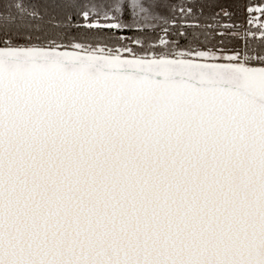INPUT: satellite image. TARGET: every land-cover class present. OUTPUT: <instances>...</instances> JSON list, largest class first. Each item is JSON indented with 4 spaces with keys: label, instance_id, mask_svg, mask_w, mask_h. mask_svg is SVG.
Here are the masks:
<instances>
[{
    "label": "snow or ice",
    "instance_id": "6c2138e0",
    "mask_svg": "<svg viewBox=\"0 0 264 264\" xmlns=\"http://www.w3.org/2000/svg\"><path fill=\"white\" fill-rule=\"evenodd\" d=\"M238 7L0 6V264H264V0Z\"/></svg>",
    "mask_w": 264,
    "mask_h": 264
},
{
    "label": "trees",
    "instance_id": "16d2710c",
    "mask_svg": "<svg viewBox=\"0 0 264 264\" xmlns=\"http://www.w3.org/2000/svg\"><path fill=\"white\" fill-rule=\"evenodd\" d=\"M12 0H0V6L6 3H11ZM29 4H37L40 7L41 14L43 15L44 9L43 5L47 3H51V0H26ZM222 2L229 7V11H233L234 15L232 18V21H226V22H234L236 24H243V26L246 28L248 27L247 23L244 21V16L246 15L243 12V9L238 7L239 5H242L246 2V0H222ZM256 16L259 17V12L256 13ZM59 18V17H58ZM49 17L47 15L44 16V21H47ZM44 21H41V23H44ZM47 28H51V25H45ZM253 27H255V23L253 24ZM120 35L125 36H131L132 33L125 32V33H119ZM134 46V45H131Z\"/></svg>",
    "mask_w": 264,
    "mask_h": 264
}]
</instances>
